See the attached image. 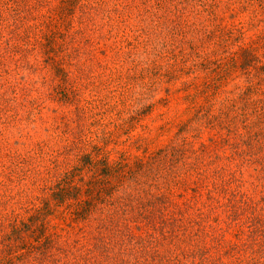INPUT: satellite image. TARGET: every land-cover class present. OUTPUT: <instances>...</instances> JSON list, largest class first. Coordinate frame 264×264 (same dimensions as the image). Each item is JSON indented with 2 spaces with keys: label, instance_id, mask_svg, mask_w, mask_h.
<instances>
[{
  "label": "rangeland",
  "instance_id": "374dc122",
  "mask_svg": "<svg viewBox=\"0 0 264 264\" xmlns=\"http://www.w3.org/2000/svg\"><path fill=\"white\" fill-rule=\"evenodd\" d=\"M76 186L148 203L99 264H264V0H0V221L78 254Z\"/></svg>",
  "mask_w": 264,
  "mask_h": 264
},
{
  "label": "trees",
  "instance_id": "16d2710c",
  "mask_svg": "<svg viewBox=\"0 0 264 264\" xmlns=\"http://www.w3.org/2000/svg\"><path fill=\"white\" fill-rule=\"evenodd\" d=\"M104 167V176H107L106 168L108 167ZM78 187H71V189L68 187V189L60 187L56 191H53L54 199L58 202H69L70 199L79 202L74 211L77 219H82L83 221L93 219L95 222V228L92 227L91 233H89L91 235L90 238L84 236L85 230L91 228L90 226L87 228L83 226L81 230L83 235L79 239H77L78 237L76 238L78 254L71 252L72 247L69 248L68 245L64 247L63 243H59V236L55 232H48L49 234L46 237L37 239L32 243V248L25 238L28 232H33V229L36 227H41L43 232L39 235L43 236L45 231L44 221H38L37 217L31 218L28 222L20 223L19 220L12 219L6 225H4L3 221H0V252L4 253L0 257V264H99L101 261L100 257L108 258V253L112 250V242L114 240L116 243L124 244L127 239L128 241H133L135 238L143 236L141 232L134 236L130 224L136 220L132 217L131 213L133 212L132 207L139 206L141 208L148 203L140 202L133 204L131 201L132 196L130 197L128 193L124 194L123 197H116L115 201H109L112 198L111 193H109L108 196L110 199L104 201L101 195L102 188L97 190L95 197H91L89 194L91 190L90 186L86 187L87 199L78 200L77 196H75L78 193L77 191L80 190ZM73 189H75L76 193H73ZM150 199L149 203L156 201L164 205L169 202V198L164 195ZM106 203L109 205L112 204V207H104L103 205ZM105 208L109 213H105ZM95 210H99L101 213L98 216L92 217V213ZM138 225L141 226L140 228L142 230L146 228L145 224ZM123 227L126 228V235L122 234ZM144 235L150 236L147 231H144ZM126 237L127 239H125ZM19 243L20 245L22 244L21 247ZM27 245L31 248H26ZM53 247L56 252L51 251ZM113 256L116 261L115 264H125V261L115 257V254ZM104 262L105 264H109L105 260Z\"/></svg>",
  "mask_w": 264,
  "mask_h": 264
}]
</instances>
